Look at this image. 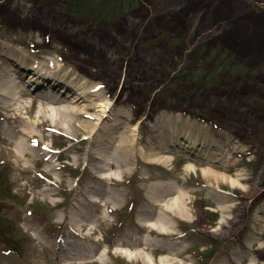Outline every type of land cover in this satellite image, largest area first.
Returning a JSON list of instances; mask_svg holds the SVG:
<instances>
[{
    "label": "rangeland",
    "instance_id": "1",
    "mask_svg": "<svg viewBox=\"0 0 264 264\" xmlns=\"http://www.w3.org/2000/svg\"><path fill=\"white\" fill-rule=\"evenodd\" d=\"M64 7L0 0V77L13 67L4 52L17 45L98 72L97 89L113 106L103 118L110 138L102 140L105 129L84 138L90 133L71 130L41 97L68 92L35 89L28 70L16 79L24 92L0 99V165L17 195L6 215L29 237L24 255L0 244V264H201L198 249L218 241L207 264H264V0H143L113 26ZM221 60L228 66L216 73ZM190 70L192 82L180 83ZM37 118L48 122L35 140L19 135ZM180 125L209 137L200 156L183 144L159 151L167 128ZM124 140L135 145L130 162L119 152ZM161 186L173 188L162 200ZM36 201L48 211L30 208ZM167 201L175 212L161 210Z\"/></svg>",
    "mask_w": 264,
    "mask_h": 264
},
{
    "label": "bare ground",
    "instance_id": "2",
    "mask_svg": "<svg viewBox=\"0 0 264 264\" xmlns=\"http://www.w3.org/2000/svg\"><path fill=\"white\" fill-rule=\"evenodd\" d=\"M25 51L30 53L29 48L22 45H17L15 48L13 47L11 51L6 50L4 52V55L7 56V60L10 61L11 64H13V67L10 68L7 73L2 74V76L0 77V99L5 101H8L7 99L15 100L14 98L17 95H20L24 92L20 85V81H16V79L19 80L21 74H25V72L28 70L29 73L25 77L29 78L27 81L29 82V84H35V89L41 88V84L43 83V85L52 84L51 87L53 86L55 90L61 88V90L58 89L59 92H68L67 95L65 93H62L57 95L46 94L41 96L42 99L45 100V103L55 105L54 111L62 113V123H66V125H69V127L71 126V130L73 131L82 132L84 134L90 133L89 135L84 136V138H87L89 140H92L95 135H102L100 134V130L105 129L106 133L103 135L102 140H104V143L108 142L110 138V132L108 133V130L105 128L103 118H105L104 116H107L108 112H111L113 110V106H111L110 101L104 100L106 94L97 89L99 84L98 80H100L101 75L98 72H93L87 68L72 70L70 66L65 67V62L63 61V59H58L55 61L46 56H43V58L42 56L38 55L31 57V54L25 53ZM8 55H10L11 57H8ZM14 61L15 63H13ZM8 75H15V78L13 77L10 81L4 80V77H7ZM70 93H72L71 96ZM71 97L73 98L71 99ZM71 102H73V104H71ZM52 111L53 110H51L50 112ZM95 119H97V122H94ZM76 121H80V124L76 125ZM46 122H48V120L45 118L41 120H38L37 118V120L32 121L26 127L22 126L21 128H19V135L27 137L30 140H35L36 127L43 126L44 124H46ZM167 130L168 132H165V143H163L162 146L158 147L161 153H163L167 149L166 145L173 146L174 144H176L177 146H179V144H183L184 146L180 147L184 149V151L194 152L192 153L193 155H196L195 152L197 151L196 156H200L201 154H198V151L202 149H208V146L210 145V140L207 135L200 136V134H195L191 127H185L184 125H180L177 127L170 126V128H167ZM179 139L181 140V142L177 141ZM119 147L120 154H124V157H126V159H129L130 162V155L135 149L134 142L132 140H124ZM154 149L155 148L149 149V152H151V154H149L148 156H159V152H153ZM28 151L32 154L34 153L30 149H28ZM29 152L21 153V155L27 156ZM202 154L207 155V152ZM106 160H108L109 162H105L104 158L101 159L100 162H105V164H107L109 168H112L114 165H124V163L120 162L119 165L114 164L113 161L110 162V160L107 158ZM101 167H104L105 169V166ZM208 170L210 171L211 169ZM209 175L215 178L214 171L211 170L209 172ZM217 177L218 173H216V178ZM243 180H247V178H244ZM156 190H158L157 195L162 200L166 198L168 194L170 195L173 188L161 186V188H158ZM259 190L260 195H262V198H264V189ZM169 201L164 202L163 205L159 204L161 205V210H163L166 214L175 212V210L172 208V204L174 202L170 204ZM185 205L186 204L183 197H179L176 206L185 207ZM170 224L172 225V222ZM150 229L151 232L159 231L161 233H168L167 231L158 229L155 226L150 227ZM73 236L82 239L81 234L79 233L77 234L76 232H73ZM121 242L123 243V245L126 244L132 247H136L138 245H141L142 243L141 240H136L135 242H133L128 239H121ZM144 243V246L148 247L149 242L145 241ZM77 244L82 249H84V244H82L81 241ZM164 248L168 251H173V247L165 246ZM118 250H120V252L122 253H128L127 250H123L120 248ZM167 260L168 257L162 256L161 262Z\"/></svg>",
    "mask_w": 264,
    "mask_h": 264
},
{
    "label": "trees",
    "instance_id": "3",
    "mask_svg": "<svg viewBox=\"0 0 264 264\" xmlns=\"http://www.w3.org/2000/svg\"><path fill=\"white\" fill-rule=\"evenodd\" d=\"M64 4L65 13L71 18H87L95 23H104L107 26H113L123 16L134 13L143 3V0H61ZM228 63L221 60L217 64L214 72L219 73ZM218 67V68H217ZM203 70V71H202ZM237 72V68H233ZM190 70L189 74H183L179 77L180 83L192 82L193 75ZM205 70L201 68V73ZM213 72V73H214ZM201 80V76L199 77ZM206 80V79H205ZM208 81V80H207ZM14 185L11 181L9 172L6 167L0 165V244L5 245L12 252L24 255L26 252L27 238L29 237L22 229L20 223L6 215L8 210L6 202L14 200L17 195L14 193ZM30 208L36 212L38 210L48 211L42 204L37 201L30 204ZM222 245L220 241L213 242L211 247L206 250L198 249V256L201 264H207L215 255L217 249Z\"/></svg>",
    "mask_w": 264,
    "mask_h": 264
}]
</instances>
